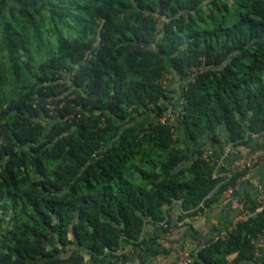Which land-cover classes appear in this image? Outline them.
Instances as JSON below:
<instances>
[{
    "label": "trees",
    "instance_id": "1",
    "mask_svg": "<svg viewBox=\"0 0 264 264\" xmlns=\"http://www.w3.org/2000/svg\"><path fill=\"white\" fill-rule=\"evenodd\" d=\"M254 133L264 0H0V264L120 260L149 224L190 264H264V209L218 238L193 222L249 183L205 154Z\"/></svg>",
    "mask_w": 264,
    "mask_h": 264
},
{
    "label": "crops",
    "instance_id": "2",
    "mask_svg": "<svg viewBox=\"0 0 264 264\" xmlns=\"http://www.w3.org/2000/svg\"><path fill=\"white\" fill-rule=\"evenodd\" d=\"M173 77V76H172ZM177 133L182 134L179 124L176 126ZM240 154L231 153L228 155L226 161L231 163L234 159L242 155L249 157H262L261 163L255 165L252 174L258 176L260 187L254 184L242 182L240 188L236 189L242 199L247 203H254L257 201L261 190L264 189V134H252L250 136L249 144L241 146ZM235 211L230 209L226 204L221 202L212 206L206 207L203 211H199L193 216V222L197 232L203 236L211 235L213 230L218 229L234 216ZM161 225L149 224L145 230L144 240L136 247L126 246V258L119 259H93L88 254L85 255L84 264H158L159 258H171L173 254L181 249L186 240L189 239L182 237L181 232L172 229V234L169 239L161 238ZM191 246L192 241H189Z\"/></svg>",
    "mask_w": 264,
    "mask_h": 264
},
{
    "label": "built area",
    "instance_id": "3",
    "mask_svg": "<svg viewBox=\"0 0 264 264\" xmlns=\"http://www.w3.org/2000/svg\"><path fill=\"white\" fill-rule=\"evenodd\" d=\"M172 79V75L169 73L164 74L161 77V83L166 87L169 85ZM173 115V109L170 107L163 114L160 115L159 121L164 123L169 117ZM233 145L228 144L225 146L224 154L217 158L213 154V150L210 149L205 156L207 159L216 166L214 175H227L231 176L233 172L244 171L242 175L239 176L238 181H248L255 186L260 187V182L258 176L252 174V170L255 165L261 163L262 157H249L246 154L239 156L234 159L231 163L226 162V157L232 152ZM224 167L226 170L220 172L219 169ZM219 171V172H218ZM221 203L226 204L230 209L235 211L234 216L232 217L231 226L228 229H232L237 225V223L246 221L249 218L253 217L257 213L261 212L264 209V189L261 190V193L254 205H249L245 203L242 197L236 193V188L233 185H229L222 193ZM165 225V222L161 223ZM228 229H218L214 231V237L218 238L220 235H224ZM251 242L256 247L255 257H259L261 250L264 249V228L261 232H258L256 235H249ZM185 244L181 249L177 250L171 258H159L158 264H190L193 261V253L190 249V243L186 240ZM127 250L120 248L116 253L122 259L123 254Z\"/></svg>",
    "mask_w": 264,
    "mask_h": 264
},
{
    "label": "rangeland",
    "instance_id": "4",
    "mask_svg": "<svg viewBox=\"0 0 264 264\" xmlns=\"http://www.w3.org/2000/svg\"><path fill=\"white\" fill-rule=\"evenodd\" d=\"M177 82H179V81H177L176 78H173V77H172V79H171V84H174V83L177 84ZM177 136H178V138H179V141H180V142H183V140H182V139H183L182 134L180 135V134H178V133L176 132V137H177Z\"/></svg>",
    "mask_w": 264,
    "mask_h": 264
}]
</instances>
